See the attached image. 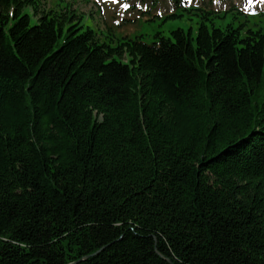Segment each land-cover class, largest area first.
<instances>
[{
	"label": "trees",
	"instance_id": "1",
	"mask_svg": "<svg viewBox=\"0 0 264 264\" xmlns=\"http://www.w3.org/2000/svg\"><path fill=\"white\" fill-rule=\"evenodd\" d=\"M63 1L0 0V264H264V26L109 44Z\"/></svg>",
	"mask_w": 264,
	"mask_h": 264
},
{
	"label": "rangeland",
	"instance_id": "2",
	"mask_svg": "<svg viewBox=\"0 0 264 264\" xmlns=\"http://www.w3.org/2000/svg\"><path fill=\"white\" fill-rule=\"evenodd\" d=\"M56 0H43V5L51 6ZM70 2L77 12L84 16L81 19V30L92 28L101 41L109 44L124 36L135 37L143 35L147 42L154 40V35L160 33L170 36V31L182 28L196 35L200 21V11L193 7L176 6L172 0H160L158 3L148 0H64ZM186 5H207L220 10L213 19L214 25L225 26L228 22L235 25L247 20V25L253 28L264 26V0H184ZM195 4V5H193ZM233 4L244 14H234L236 11L225 12ZM129 5V7H125ZM253 11V12H249ZM258 11H262L259 14ZM175 14V15H174ZM31 23H35L32 19ZM257 23V25L255 24ZM207 24H209L207 22ZM123 41V40H120Z\"/></svg>",
	"mask_w": 264,
	"mask_h": 264
},
{
	"label": "snow or ice",
	"instance_id": "3",
	"mask_svg": "<svg viewBox=\"0 0 264 264\" xmlns=\"http://www.w3.org/2000/svg\"><path fill=\"white\" fill-rule=\"evenodd\" d=\"M117 2H118V0H117ZM125 7H129V5H125Z\"/></svg>",
	"mask_w": 264,
	"mask_h": 264
}]
</instances>
